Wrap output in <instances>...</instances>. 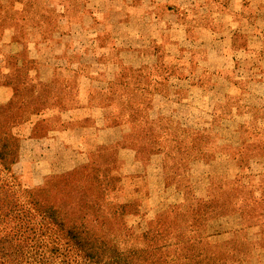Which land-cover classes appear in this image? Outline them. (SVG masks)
I'll use <instances>...</instances> for the list:
<instances>
[{"label":"rangeland","instance_id":"374dc122","mask_svg":"<svg viewBox=\"0 0 264 264\" xmlns=\"http://www.w3.org/2000/svg\"><path fill=\"white\" fill-rule=\"evenodd\" d=\"M250 3L256 9L245 6L241 14L259 12L262 19L252 24L264 30L263 0ZM5 5L11 10L0 16V144L4 141L9 150L8 160L0 161V194L6 201L32 213L40 212L37 202L57 206L56 185L68 170L61 169L56 157L81 158L54 151L81 150L87 123L94 133L89 160L119 170L130 155L148 162L147 175L145 182L135 184L122 173L123 193L116 204L130 206L126 214L113 215L116 219L94 208L103 206L101 193L94 201L101 189L94 185V173L82 181L80 191L64 189L65 213L91 210L93 230L113 246L120 239L117 220L131 226L148 219L153 202L164 193L159 190L162 180L174 176L192 196L179 211L189 239L218 240L222 260H234L229 257L236 243L240 264H264V39L248 24H236L232 36H219L214 16L210 23L204 21L208 33L196 31L193 42L177 50L170 35L164 34L161 44L147 34L125 37L127 27L120 29L114 9L117 2L20 0L17 14L12 13L14 5ZM203 10L190 14L203 17ZM164 43V50L157 47ZM38 74L42 86L36 84ZM58 93L81 95V102L65 113L68 101L62 105ZM88 98L94 99V116ZM106 111L111 115L104 118ZM114 126L121 132L102 136L101 130ZM114 139L124 140L126 150L112 147ZM132 140L139 150L130 149ZM107 143V153L99 155L97 149ZM112 179L117 185L114 175ZM90 203L92 207L84 205ZM164 214L174 217L170 209ZM246 240L252 250L242 245ZM113 264L163 263L148 251L125 254Z\"/></svg>","mask_w":264,"mask_h":264},{"label":"trees","instance_id":"16d2710c","mask_svg":"<svg viewBox=\"0 0 264 264\" xmlns=\"http://www.w3.org/2000/svg\"><path fill=\"white\" fill-rule=\"evenodd\" d=\"M39 74L36 76L38 79L36 84L39 83L42 86L43 82L41 81L43 80H39ZM41 86H37L39 94ZM60 94L57 95L56 100L60 99L61 104L64 99L68 101V104L63 108L65 113L69 112L70 107H76L81 102V95L64 94L60 98ZM88 99L90 100L88 110L94 116V99ZM105 107H108V104H105ZM110 115V112L106 111L102 117L106 118ZM116 120L123 121L121 118ZM63 122L66 123L65 120ZM84 125L87 135L84 137L85 143L81 146V150L71 146L70 152L66 148L54 151V154L61 155H67L64 154L67 151L69 156L75 155L81 158L78 161L72 157L70 159H64V156L56 157L59 160L58 165L63 167L61 169L68 170V175L56 185L60 196L59 204H55L57 206H45L37 202L36 205L40 212L32 213L17 206L14 202H7L5 196L0 194V264H113L115 259L125 254L148 251L153 252L155 258L163 264H240L237 260L236 243L232 246V251L230 250L233 256L229 257L234 260H222L219 259L218 246L220 244L218 240L192 241L186 236L179 211L181 212L182 202H191L192 196L185 192L184 186L181 184L182 180L174 176L167 175L166 178H161L163 180L159 190L166 195L163 193L153 202L148 219L141 218L140 223H134L131 226L126 223L120 224L117 220L118 228L116 230L120 234V239L113 246H110L99 235V232L98 234L93 230L88 220L91 210L82 215L80 208L77 215L65 213L62 208L64 207L62 202L66 199V196L62 194L64 189L73 188L80 191L82 181L86 179L85 182H87L94 173V185L97 184V187L101 188L94 193V201L97 200L98 193H101L103 201V206L97 204L101 209L96 204H94V208H97L99 214L110 215L109 217L116 219L113 215L126 214L130 206L129 202L121 207L116 204V200L119 199L118 194L122 195L123 193L120 186L123 184L124 178H128L127 180H130L131 183L138 184L139 181L145 182V175H147L144 168L148 162L142 164L139 160L135 161L130 158V155L125 167L119 170L111 165L106 168L95 160H89V157L94 155V133L89 130L87 123ZM118 125L120 128L124 126ZM119 127L114 126L110 128V131L101 130L102 136L105 138L108 134L114 136L116 132H121L122 129ZM125 132L127 136V131L125 130ZM87 140H90V144L86 143ZM110 143L112 147L126 150L127 143L124 140L114 139ZM128 143L131 150H139V144H135L134 140ZM108 145L107 143L103 149H97V153L99 155L107 153ZM51 147L55 149L57 146ZM8 158L7 143L1 140L0 161L6 162ZM71 172L74 173L71 174ZM122 173H128V175L123 178ZM112 175H114L117 185L112 179ZM84 205L93 206L91 203ZM168 209L174 215L173 218L168 219V216L164 214ZM188 212L190 211L187 210L186 213ZM254 240L261 239L254 238ZM242 245H250V249H253L248 240ZM248 252L250 251L248 250Z\"/></svg>","mask_w":264,"mask_h":264},{"label":"crops","instance_id":"0c3cea01","mask_svg":"<svg viewBox=\"0 0 264 264\" xmlns=\"http://www.w3.org/2000/svg\"><path fill=\"white\" fill-rule=\"evenodd\" d=\"M21 1L24 2V0ZM253 1L254 0H250V2ZM258 1L259 0H257V2ZM100 2H104L107 5L114 2L119 4L118 9L116 7H114V9L118 11L117 14L121 23L120 29L127 27L126 31L123 33L125 37H131V39L139 37L135 36L132 32L138 33L137 35L141 33V36L147 34L156 44H161L163 35L166 34L171 36L170 41L173 42V44H171L176 47L177 50L183 49L181 44L190 45V43L193 42L192 37L198 35L196 31L202 30L199 35L208 33L209 30L205 31L204 21L210 23L214 16H217V20L219 21L218 27L221 28L219 36L225 37L227 34L232 36V33H236V24H240L241 28L243 27L242 24H245L246 27L248 24L255 36H260L264 39V30H259V26L255 28L256 25L252 24L255 18L259 20L262 19L260 13L258 12L257 16L250 17L241 14L245 6L251 10L256 9V6L247 5L252 4L248 0H94V4ZM3 3H11L14 5L12 6L14 10L12 13L17 14L15 9L19 6L20 0H0V16H2L1 11H3L4 14L11 12V10L7 8L8 5L3 6ZM23 4H26V1ZM207 4L212 8L207 6ZM261 4L264 5V0ZM198 9H204L203 12H205L201 14L203 17L197 14L191 16L190 13H194ZM101 10L104 9L98 7V11ZM108 10L113 11L111 8ZM199 18H202L203 21L200 22ZM224 19H229L230 23L223 24ZM233 21L236 22L233 23ZM242 34H244V32L242 33L241 30L240 35ZM166 43L157 45V47L164 50V45ZM223 43L226 44L228 42L224 40Z\"/></svg>","mask_w":264,"mask_h":264}]
</instances>
